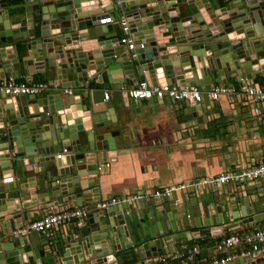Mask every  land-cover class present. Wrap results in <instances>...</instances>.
Returning <instances> with one entry per match:
<instances>
[{
  "label": "water",
  "instance_id": "water-1",
  "mask_svg": "<svg viewBox=\"0 0 264 264\" xmlns=\"http://www.w3.org/2000/svg\"><path fill=\"white\" fill-rule=\"evenodd\" d=\"M103 1L97 0V3ZM110 2L109 5H101L96 10L83 12L82 6L94 5L96 0H24L25 6L18 10L16 6H8V0H0V80L6 77V73H11L14 78L23 73L33 76L27 69L32 58L42 64L37 66V73L42 69L45 72L46 68H53L58 73V79L67 80L68 77L74 76V84L65 85L67 88L79 87L80 82H88L96 75L100 81L111 83L108 76L119 71L118 74L122 72L125 78L115 84H126L128 87L147 81L154 86L196 85L207 90L217 84L230 86L227 84L226 72L236 73L235 78L242 86L245 84L244 79L258 83V80H253L254 74H264V64H261L264 60V0ZM150 4L155 6H148ZM192 4L197 8L193 16L189 8ZM229 5L236 11L228 14ZM12 9L17 10V13L10 16ZM174 9L177 14L180 15L184 11L189 17L184 21L180 18L179 22H173L178 19L177 16H169V12ZM225 15H229L227 19L223 18ZM124 16L133 29L143 25H148L150 29L145 33L147 38L142 41L145 47L138 49L135 55L125 53L121 42L116 38L117 34H114V37L107 35V32L118 31V23ZM28 20H32L33 27L21 24ZM180 22L190 23L187 33L183 35H177V24ZM159 26L164 38L173 39L163 46L158 45L152 30ZM89 28L88 33L82 34L83 30ZM233 32L237 34L236 39L229 38ZM93 40L98 42V50L85 49L83 43ZM112 43L120 44V48L111 46ZM23 46L27 54L20 58ZM172 47H176V50ZM31 54H34L32 58ZM195 58L202 67L201 77ZM21 62L24 64V70L21 69ZM185 67L190 68L184 70ZM39 97L0 94V179L3 177L0 180V194L17 190V186H5L13 180L8 176L11 170L14 169L13 175L18 180L33 177L39 172V165L35 164L34 158H38L39 163L56 160L55 154L67 148L69 152H74L69 172L72 175L62 181L56 177L59 183L50 187L51 194L57 199L71 201L73 206L99 201V188L95 186L96 182L91 180L97 179V163L101 153L114 150L111 140L120 134L119 131H110V127L117 122L113 117V104L107 103L109 115L101 118L102 121H97V118L91 116L86 118L85 113L90 112V109L85 102L82 103L83 108H77L75 113L71 110L75 103L69 100V108H64L59 102L60 95L43 99ZM54 100L56 103H53ZM186 108L190 109V114L184 119L195 117L197 107L187 105ZM5 150L9 152L2 154ZM14 160L17 168L11 163ZM29 165L33 166L34 174L27 171L26 167ZM74 172L77 174L73 175ZM38 174L48 180L47 173ZM87 178L90 179L84 183L83 180ZM29 184L30 182L21 186L18 191L39 185ZM40 199L42 197H35L30 204H21L19 200L18 209H21V206L30 208L47 202ZM172 207L174 209L171 210V219L177 213V206L172 203ZM139 208L125 204L102 211H92L88 219L89 226L76 240L70 236L64 250L55 254L45 251L48 246L46 241L37 259L50 264H54L56 258H62L65 264H83L85 261L91 263L93 259L96 260L95 264L115 261L121 264L122 259L118 255L120 251L137 248L138 252L142 253L151 246H155L153 249L158 248L156 253L151 254L158 257L163 250L160 222L166 221L167 218L160 217L157 213L154 215V207L149 212ZM232 220L234 223L226 229L261 222L264 215L253 214L249 209L243 212L242 216L233 214ZM225 221L223 218L218 224H224ZM206 225L211 224L208 222ZM172 230L176 231L175 227H172ZM222 233L223 228L215 232ZM2 239L4 238L0 232V259L3 258L0 264H7L6 259L16 256L14 252L18 247H24L25 242L23 237L11 241ZM22 251L24 254L25 250ZM71 256L72 261L68 260ZM28 262L29 260L27 264ZM242 262L244 261L240 260L236 264Z\"/></svg>",
  "mask_w": 264,
  "mask_h": 264
},
{
  "label": "crops",
  "instance_id": "crops-1",
  "mask_svg": "<svg viewBox=\"0 0 264 264\" xmlns=\"http://www.w3.org/2000/svg\"><path fill=\"white\" fill-rule=\"evenodd\" d=\"M110 3V0L99 3L96 0L94 5L82 6L81 8L83 12H88ZM196 3L200 4V2ZM8 4L10 7L16 6L17 10L25 6L24 0H8ZM148 6H155V4ZM180 7L182 6L180 5ZM189 8L193 16L197 12L195 4L190 5ZM175 9L169 12L170 17L177 16L178 18L173 22H179L180 18L184 21L189 17L184 11L180 15L177 14ZM17 10H10L9 15H15ZM235 11L236 9H233L231 5L228 6V14ZM228 16L225 15L223 18L227 19ZM31 21L28 20L21 24L28 25L31 28L34 26ZM189 24L188 22L177 24V35L187 33ZM148 27V25H143L133 29L132 35L137 44L147 38L145 33L150 30ZM89 30L90 28L83 30L82 34L88 33ZM152 30L154 38L160 46L165 45L169 40H173L171 37H163L160 26L154 27ZM114 34H117L116 38L121 42L124 36L121 27L117 32L115 30L107 32V35H113L112 37L115 36ZM229 38L236 39V32L230 33ZM83 44L87 50H98L99 48L98 42L94 40ZM12 45L11 43L10 46ZM111 46L120 48L118 43H112ZM172 49L176 50V47H172ZM125 53L127 52L125 51ZM26 54L27 51L23 46L19 57L24 58ZM32 56L34 54H31V58ZM195 61L199 77H201V64L197 63V58H195ZM261 64H264V60ZM40 65L42 64L32 58L27 69L29 74L33 76H26L23 73V75L16 78L29 84L31 82H55L60 85L59 90H51L46 95L40 96V99L60 95L59 102L63 104L64 108H69V100L75 103L71 107V110H74L75 113H77V108H83L82 103L85 102L90 109V112L85 113L86 118L91 116V118H97V121H102L101 118L109 115L107 103L113 104L115 110L113 117L116 118L117 122L110 127V131H119L120 134L111 140L115 149L102 152L100 159H98L99 163H97L100 165L110 162L111 166L109 169L99 172L96 180H91V182H96L95 186L99 188L98 196L100 200L143 193L148 195L149 198L138 202L135 206L146 212L154 207V215L157 213L160 217L165 216L167 218L166 221L160 222L162 224L160 240L163 250L158 257L151 255L158 250L157 247L153 249L155 247L153 243V248L151 246L149 250L142 253L138 252L137 248L120 251L118 255L122 259L121 264H182L184 259L162 262L161 257L177 252L186 254L187 249L194 246H198L201 250L199 256H196V262L198 263L199 259L209 256L214 242L227 233L225 230L222 234H215L216 230L220 228L217 225L219 221L223 218L229 220L231 213L232 216L236 213L242 216L243 212H247L249 209L252 210L253 214H263L261 212H264V181L259 182L257 187L244 189L234 184L228 185L222 194H203L191 198L180 194L179 197H181L182 202L180 206L176 207L177 213L173 219H171L172 203L167 200H157L152 196L154 190L158 187L184 181H195L199 178L233 170L239 165H247L253 161H264V119L260 115V106L238 102L230 97H222L217 102L205 99L201 105L193 106L197 107L195 117L184 119L185 116L190 114V109L186 108L188 105L186 102L174 104L167 100L162 101L155 98L149 101H135L132 99L126 91L129 88L126 84H115L125 78L122 72L120 75L118 74L120 71L108 76L111 83L100 81L96 75L91 77L88 82H80L79 87L70 86L67 88L64 86L74 84L73 82L76 79L74 76L68 77L67 80L58 79V73L53 68H46L45 72L42 69L37 73L36 68ZM189 68L185 67L184 70ZM21 69L24 70L22 62ZM5 76L1 80L14 78L11 73H6ZM236 76L237 74L232 71L226 72L227 84L241 88L242 83L235 78ZM253 80H258V83L264 86V74L262 72L255 73ZM247 82L252 83L253 81L243 80V83ZM66 89L71 90L72 93H66ZM201 89L206 90L205 88ZM106 91L111 92V98L107 102L104 101V92ZM53 103H56V100ZM258 108L259 112L257 113ZM47 136L49 138L50 134ZM6 152L9 151H2V154ZM12 153L14 154L13 151ZM73 154L74 152H70L61 160L56 159L55 154L56 160L44 163H39L38 158H34L35 164L39 165L38 173H47L48 180L44 176L40 177L38 173H35L33 177L18 180L13 175L14 169L8 173V176L13 180L6 183L5 186L7 188L17 186V190L0 194V215L2 216L0 217V232L2 238H4L2 240H14L16 237L13 236V232L17 228L36 219L45 212L47 207L52 206V203L55 204L56 209L74 207L71 201L64 198L57 199L50 192L51 186L58 185L56 177L62 181L72 175L69 172L71 170V159L74 157ZM11 163L17 168L15 160ZM26 169L34 174L32 165L27 166ZM76 174V172L73 173V175ZM89 179L83 180L84 183ZM28 182H30L29 185L35 183L39 185L35 188H29V190L18 191L21 186H26ZM47 182L49 183L47 184ZM35 197H42L40 200L47 202L30 208L21 206V209H18L19 200H21V204H30ZM188 215L191 218H188ZM232 216L230 219H232ZM208 222L211 225H206ZM261 225H264V220L249 223L245 226L238 225L233 227L231 231H251ZM87 226H89L88 221L85 222L83 227L75 226L56 231L54 239L48 242L45 251L54 254L60 250L63 251L67 239L71 236L76 240L86 230ZM172 227H175L176 231H173ZM23 238L25 246L18 247L14 252L16 256L6 259L7 264H27L28 260V264H50L46 261L40 262L37 259V257H40L39 252L44 249L43 243L47 241L42 235L33 233ZM22 250H25L24 254ZM126 251L132 253L134 251L135 256H132L131 253L124 254ZM29 255L32 256L29 257ZM56 259L54 264H65L62 258ZM68 260L72 261L73 256ZM95 262L96 260L93 259L91 263L85 261L83 264H95ZM118 264L120 263L118 262ZM242 264H264V258L253 262H242Z\"/></svg>",
  "mask_w": 264,
  "mask_h": 264
},
{
  "label": "built area",
  "instance_id": "built-area-1",
  "mask_svg": "<svg viewBox=\"0 0 264 264\" xmlns=\"http://www.w3.org/2000/svg\"><path fill=\"white\" fill-rule=\"evenodd\" d=\"M120 27L124 33L121 44L127 53L135 55L138 49H143L145 44H137L132 35L133 28L127 17L121 18ZM60 85L55 82L31 83L19 81L16 78L0 80V94L9 96H43L51 90H59ZM128 95L135 101L158 99L170 103L186 102L190 106H199L205 99L211 102H217L222 97H230L238 102L248 103L252 106H260V115L264 119V86L259 83H245L241 88L227 85H216L210 90H202L196 85L177 86L162 85L154 86L147 81L140 82L134 87L126 89ZM66 93L71 94L69 89ZM111 98V92H104V101ZM259 112V108L257 113ZM69 150L64 148L56 154V159L61 160L69 154ZM110 162L97 165V172L109 169ZM264 181V161H253L247 165L236 166L233 170L225 171L220 174L199 178L195 181H184L169 186L158 187L154 190L152 196L157 200H167L177 207L180 206L182 199L179 197L183 194L189 198L199 197L203 194H222L228 185H236L241 188L257 187L259 182ZM59 183V181H56ZM148 195L143 193L130 194L125 197H112L105 200H99L90 204L83 203L74 207L58 208L52 206L46 208L45 212L40 214L36 219L31 220L17 228L13 236L24 237L30 234L42 235L47 242L55 237L58 230H66L69 227H83L88 221L92 211L104 210L110 207L128 204L135 206L138 202L148 199ZM231 213V212H229ZM264 214V212H261ZM229 215V220L224 224H217L218 227L226 230L224 237L214 242L208 257L199 259L196 262V256H199L200 248L194 246L187 249V253H173L161 257L162 262L178 261L184 259L182 264H235L237 261L253 262L264 258V225L255 227L251 231H231L233 228L226 229L227 226L234 223ZM188 218H191L189 215ZM110 264H118L117 261Z\"/></svg>",
  "mask_w": 264,
  "mask_h": 264
},
{
  "label": "trees",
  "instance_id": "trees-1",
  "mask_svg": "<svg viewBox=\"0 0 264 264\" xmlns=\"http://www.w3.org/2000/svg\"><path fill=\"white\" fill-rule=\"evenodd\" d=\"M132 250H133V249H132ZM126 253H131L132 256H135V255H134V251H133V253L130 252V251H126L124 254H126ZM124 254H123V255H124ZM134 259H135V258H134ZM124 264H128V263H124Z\"/></svg>",
  "mask_w": 264,
  "mask_h": 264
}]
</instances>
